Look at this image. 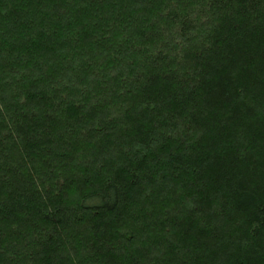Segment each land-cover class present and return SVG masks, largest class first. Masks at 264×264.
Instances as JSON below:
<instances>
[{"label":"trees","instance_id":"16d2710c","mask_svg":"<svg viewBox=\"0 0 264 264\" xmlns=\"http://www.w3.org/2000/svg\"><path fill=\"white\" fill-rule=\"evenodd\" d=\"M0 264H264V0H0Z\"/></svg>","mask_w":264,"mask_h":264}]
</instances>
